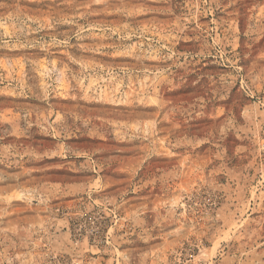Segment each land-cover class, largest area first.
<instances>
[{
	"label": "rangeland",
	"instance_id": "374dc122",
	"mask_svg": "<svg viewBox=\"0 0 264 264\" xmlns=\"http://www.w3.org/2000/svg\"><path fill=\"white\" fill-rule=\"evenodd\" d=\"M0 264H264V0H0Z\"/></svg>",
	"mask_w": 264,
	"mask_h": 264
}]
</instances>
